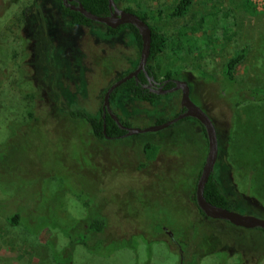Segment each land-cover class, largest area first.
<instances>
[{"label":"rangeland","instance_id":"374dc122","mask_svg":"<svg viewBox=\"0 0 264 264\" xmlns=\"http://www.w3.org/2000/svg\"><path fill=\"white\" fill-rule=\"evenodd\" d=\"M176 2L116 0L120 8L149 15L166 39L152 61L154 70L185 80L191 100L213 121L218 140L213 173L233 210L264 218V101L230 108L239 98L232 94L226 102L220 84L227 59L245 49L235 69L238 84L264 88V9L255 5L251 10L242 0H191L184 15H163ZM61 4L0 0V213L21 212L18 225L0 214V264H55L53 254L67 242L63 229L78 227L86 216L71 193L80 183L91 187L90 199L103 206L107 236L143 229L144 200L154 212L163 208L164 216L186 221L191 215L202 237L221 247L198 264H220L223 257L235 263L253 259L259 250L264 253L261 228L204 218L192 195L184 193L196 183L207 151V143L205 148L186 125L176 122L157 131L95 139L86 127L78 130L75 120L55 111L59 105L65 112L80 109L99 116L104 92L136 67L140 52L128 26L109 34L101 22L72 25ZM180 97L172 91L147 102L120 90L110 105L129 126L145 128L175 116ZM29 111L35 121L28 120ZM33 122L47 125L27 130ZM192 122L198 133L199 123ZM9 123L22 130L11 125L9 131ZM135 212L131 224L127 217ZM161 238L146 242L137 234L128 246L116 242L107 254L115 246L91 252L77 244L71 264H178L177 252Z\"/></svg>","mask_w":264,"mask_h":264},{"label":"trees","instance_id":"16d2710c","mask_svg":"<svg viewBox=\"0 0 264 264\" xmlns=\"http://www.w3.org/2000/svg\"><path fill=\"white\" fill-rule=\"evenodd\" d=\"M79 1L83 4V6L87 10L91 11L92 13H95L97 15H107L109 13L108 0H79ZM242 2L246 4V6L251 10H255L254 5L250 0H242ZM35 3H37V0H35ZM190 3L191 0H177V2L169 10H167L165 14L162 13L161 9L157 11L158 14H163L170 17H179L185 14V12L190 6ZM123 9L136 13L139 17H141L149 24L151 28V46H150V54L147 60L146 67L149 70H154L152 61L159 53L163 51L166 43L165 36L161 32L157 31L150 24V22L148 21L149 15L146 12L134 10L130 7H124ZM61 13L69 19V22L72 25H89L93 22L90 19L86 18L79 11L71 10L69 7L63 5V3L61 4ZM122 26H128L131 29V31L136 36L138 47H140V42H141L140 36L136 28L132 25H122ZM120 27L118 28L106 27V31L109 34H114L118 31ZM245 55H246L245 49H241L236 54H234L233 56L227 59L223 69V81L220 82L221 85L222 83L224 85L221 86L223 90V98L226 100V102L230 100V96L232 94H234V96L239 98V100H235V101L233 99L230 108H234L239 104H241L242 102L248 100L264 101V88H258L256 86L254 87V86H246V85L243 86L238 84V80L236 79L235 76V69L237 65L244 59ZM123 75L125 74H122L121 76ZM172 75L173 74L171 72H167V76H172ZM123 89H129L131 95L136 98L142 100H148V101L155 100V97L149 98L147 92L143 91V89L138 84L135 83V80L131 78L125 81L124 83H122L117 89H115L111 93L110 102L116 97V94ZM55 111L58 113H66L69 116V118H71V120L72 119L75 120L79 126L78 130L86 127L85 128L86 131L90 132L95 139H106L103 133V123H105V132L106 135L109 136V138H115L124 133V130L120 129L116 124V122L108 114L105 115L104 120L102 119L101 108H100L99 116H89L85 111L80 109L70 110L65 112L59 105L55 106ZM28 114H29L28 120H34V121L36 120V117L34 116V113L32 111H29ZM119 119L124 125L129 126V123L123 120L121 117H119ZM164 120L165 119H159L156 121V123H161ZM194 120L199 123L201 128L198 133H196L193 128L192 121ZM38 123L40 122L38 121ZM38 123H34V122L31 123L30 125L27 126V130H31V127L34 128L36 126L41 127L42 125H47L46 123L43 124H38ZM178 123L179 125L180 123L186 125L188 130H191L193 133L197 134L200 138H202L206 148L207 138H206L205 129L199 121H197L192 117H186L178 121L177 124ZM11 125L12 126L14 125L13 128L15 127V128H19V130H22L21 125L15 123H9L8 125L9 131H11L12 128ZM0 156L2 157V155ZM199 173L200 170L198 171L197 175H199ZM54 176L55 174H51L48 177L52 179L55 178ZM77 186L78 188L73 189L74 191L71 190V193L74 194L78 198V200L84 205L86 209L85 210L86 216L78 220L79 221L78 227H75L74 229H72V227L66 230L63 229V231L67 235V242L62 248L55 251V253L53 254L55 264H71L72 252L75 245L77 244L83 245L87 250L91 252H98L97 250H99L101 246L107 244V246L110 245L113 247L116 245V242H120V241H124L125 245L128 246L129 244L126 243L128 242V239H130L131 237L137 234L140 235L142 239L146 242H151L152 240H161L162 236L166 237L167 246H169L170 249L171 248L174 249L178 254V264H198L204 255L208 253L217 252V250H220L221 248L218 245H216V243H214V240H205L202 237L203 231L195 225L196 220L193 219L191 215H188L187 217L188 219H186V221H182L180 218L176 216L175 217H168V215L164 216L166 213L164 214L165 211H163L164 210L163 208H160V211H158V213L154 212L153 209H151L152 207L150 206V204L144 200H141V202L143 203L142 209L145 210V214L139 218L141 221L140 223L143 224V229L138 228L139 229L138 231H133V232L125 231L123 232V234L121 233L120 235L112 234L110 236H107L106 233L108 232L107 231L108 224H107L106 213L103 209V206L101 205L100 202L90 199V196L88 194L90 192H93L91 187H88L87 184L85 185L83 183H80ZM250 188H252V185H250ZM188 190L190 191L187 192L185 190L184 193H188L189 195H192L193 201L195 203L198 212L204 218H209L201 211V209L197 206L195 202V192H194L195 184L192 183L191 188ZM204 196L209 202L215 205L233 209V206L231 205L232 204L231 198L229 197V195L226 194L222 182L213 172L205 184ZM242 204H245V202ZM61 207H63V205H61ZM0 214L4 217L5 221L10 225H18L20 223L21 212L16 211L14 213H9V214H2L1 212ZM134 215L136 216V212L134 214H130V216L127 217L128 222L131 224H133V220H135V217H133L134 219H132L131 217ZM227 223L229 222L227 221ZM73 231H76V233L73 234ZM262 231L264 232L263 229ZM168 232H171L172 235H169ZM211 242L212 245L209 248H207L205 245ZM263 244H264V240H263ZM114 248H116V246L111 249L109 248L110 250H107L103 254H107L111 252ZM221 250H223V248ZM262 252L260 253L259 250L258 252L254 253L255 257L253 259L241 258L240 261H237L235 263L229 262L227 257H223L221 259L220 264H259L260 258L264 256V253Z\"/></svg>","mask_w":264,"mask_h":264},{"label":"water","instance_id":"95a60500","mask_svg":"<svg viewBox=\"0 0 264 264\" xmlns=\"http://www.w3.org/2000/svg\"><path fill=\"white\" fill-rule=\"evenodd\" d=\"M69 1L70 0H63L64 5L68 6L71 10L79 11L91 21L104 23L107 27L111 28H116L122 25H132L136 28L140 36L141 42L139 60L135 69L117 78L108 86L103 94L101 105L102 119L104 120L105 115L108 114L116 122L118 127L124 130V133L120 136L133 135L148 131H157L166 128L186 117H192L199 121L205 129L207 138V151L200 169V173L195 183L194 192L197 206L209 218L225 220L237 227L261 228L264 230V218L215 205L205 198L204 187L208 181V178L213 172L218 155L217 133L215 125L208 114L191 100L190 87L185 80H173L174 86L169 89V91L177 89L181 90L180 106L182 111L177 113L175 116L162 121L161 123H154L145 128L124 125L120 121L118 115L112 110L110 105L111 93L130 78H136L140 71L146 72L145 67L150 54L151 46V28L149 24L136 13L118 7L115 0H108L109 13L107 15H97L92 13L91 11L87 10L79 0H77L75 3H69ZM103 133L106 138H109L105 132V123H103ZM169 234L172 235L171 232H169Z\"/></svg>","mask_w":264,"mask_h":264},{"label":"flooded vegetation","instance_id":"af4514ba","mask_svg":"<svg viewBox=\"0 0 264 264\" xmlns=\"http://www.w3.org/2000/svg\"><path fill=\"white\" fill-rule=\"evenodd\" d=\"M76 1L77 0H70L69 3H75ZM62 3H63V0H62ZM63 5H64V3H63ZM66 7H68V6H66ZM116 28H118V27H116ZM133 69H135V67ZM145 69H146V72L140 71L137 74L136 78L132 77L135 80V83L138 84L143 89V91L147 92V95L149 96V98L155 97V100H153V101H148V100H143V101L154 102L157 100V98L161 94L171 93L172 91H169V89H171L174 86L173 80L181 79V78H177L173 75L167 76V73H164L162 75H158V73L155 70H149L147 67H145ZM123 90L130 93L129 89H123ZM173 91H179V94L181 96V90L180 89L173 90ZM134 98H136V97H134ZM137 99H139V98H137ZM139 100H142V99H139ZM181 111H182V108L180 106L179 112H181Z\"/></svg>","mask_w":264,"mask_h":264},{"label":"built area","instance_id":"2783aa9c","mask_svg":"<svg viewBox=\"0 0 264 264\" xmlns=\"http://www.w3.org/2000/svg\"><path fill=\"white\" fill-rule=\"evenodd\" d=\"M252 2L254 6L256 5V7L264 9V0H252Z\"/></svg>","mask_w":264,"mask_h":264}]
</instances>
